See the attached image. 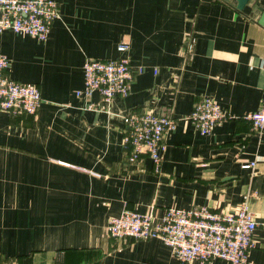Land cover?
Listing matches in <instances>:
<instances>
[{
  "label": "crops",
  "instance_id": "obj_1",
  "mask_svg": "<svg viewBox=\"0 0 264 264\" xmlns=\"http://www.w3.org/2000/svg\"><path fill=\"white\" fill-rule=\"evenodd\" d=\"M56 1L46 40L0 31L6 74L42 97L33 114L0 111V264H180L159 238L109 236L107 221L125 208L232 209L247 194L250 257L264 264V130L245 117L264 96V0ZM122 41L129 93L77 94L85 57H117ZM204 95L233 115L209 134L185 118ZM145 110L176 119L158 172L146 153L129 161L123 142L127 115Z\"/></svg>",
  "mask_w": 264,
  "mask_h": 264
},
{
  "label": "built area",
  "instance_id": "obj_2",
  "mask_svg": "<svg viewBox=\"0 0 264 264\" xmlns=\"http://www.w3.org/2000/svg\"><path fill=\"white\" fill-rule=\"evenodd\" d=\"M56 0H0V31L10 29L38 40L47 39L52 21L58 16ZM187 42V59L194 55L195 38ZM126 41L118 44L121 54L110 59L86 56L83 61V86L77 94L90 95L98 91L109 102L115 96H126L131 88L132 69L125 52ZM10 59L0 52V111L10 114L37 111L42 97L39 87L32 82L19 81L6 74ZM141 70V69H139ZM233 115L213 97L196 99L189 119L201 134H209L214 126ZM252 129L264 130V96L258 109L245 115ZM128 130L123 137L129 147V161L138 160L146 153L155 172L160 170L166 148L165 135L176 126V119L152 110L127 115ZM255 161L242 163L253 167ZM245 195L232 209L195 205L189 208L169 205L160 216L151 211L139 212L125 208L109 218L106 232L116 238L156 237L170 246L180 264H211L213 259H224L228 264H257L250 251L256 245L254 231L257 220Z\"/></svg>",
  "mask_w": 264,
  "mask_h": 264
},
{
  "label": "water",
  "instance_id": "obj_3",
  "mask_svg": "<svg viewBox=\"0 0 264 264\" xmlns=\"http://www.w3.org/2000/svg\"><path fill=\"white\" fill-rule=\"evenodd\" d=\"M247 0H237V8L242 9L244 5L246 4ZM259 22L264 24V10L261 11L259 16Z\"/></svg>",
  "mask_w": 264,
  "mask_h": 264
}]
</instances>
